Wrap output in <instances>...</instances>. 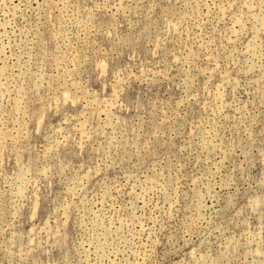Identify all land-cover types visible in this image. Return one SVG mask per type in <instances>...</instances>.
Wrapping results in <instances>:
<instances>
[{"label":"rangeland","instance_id":"1","mask_svg":"<svg viewBox=\"0 0 264 264\" xmlns=\"http://www.w3.org/2000/svg\"><path fill=\"white\" fill-rule=\"evenodd\" d=\"M0 264H264V0H0Z\"/></svg>","mask_w":264,"mask_h":264}]
</instances>
